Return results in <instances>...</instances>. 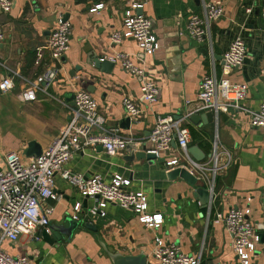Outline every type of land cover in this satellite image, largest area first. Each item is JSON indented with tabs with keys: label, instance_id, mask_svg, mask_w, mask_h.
I'll return each mask as SVG.
<instances>
[{
	"label": "crops",
	"instance_id": "obj_1",
	"mask_svg": "<svg viewBox=\"0 0 264 264\" xmlns=\"http://www.w3.org/2000/svg\"><path fill=\"white\" fill-rule=\"evenodd\" d=\"M131 1L12 0L10 11L0 9V30L4 34L0 81L11 76L14 84L8 91L0 90V167L11 151L25 163L36 157L24 154L30 142H34L35 152L47 147L68 121L66 105L81 89L96 99L105 127L131 135L135 151L147 150V137L156 117L178 118L193 110L201 78L211 73L221 75L222 55L236 37L243 39L247 51L243 63L229 77L248 86L242 105L257 108L264 103V0H145L142 11L151 19L159 42L153 55L142 54L132 39L119 44L110 41L111 33L121 28L124 10ZM100 2L101 8L89 11ZM207 2L220 3L223 15L211 24L209 38L197 41L185 32V25L189 14L201 15ZM64 14L71 24L66 59L56 67L57 75L47 92H42L32 88L31 82L46 69L49 53L44 46L58 17ZM39 50L43 57L36 63ZM116 52H126L142 65L143 77L130 74L117 62L110 73L94 67L95 59ZM142 80L158 86L157 98L150 104L140 103L138 121L122 128L120 121L127 117L122 99L129 96L138 101ZM184 124L190 132L189 146L196 145L205 155L203 159L211 152L215 131L231 153V163L215 178L214 197H209L208 205H201L199 197L192 195L194 187L181 177H169L175 167L166 166L163 158L179 151L176 143L167 155L153 162L145 158L126 161L125 149L108 155L102 143H95L75 150L65 167L83 179L99 175L108 181L115 174L129 179L131 190L147 196V211L162 214L160 227L145 226L132 209L117 203L107 204L106 214L98 217H90L85 205L79 214L83 223H78L70 238L62 234L58 240L49 230L52 241H48L45 231L38 228L14 242L5 241L3 248L13 255H26L33 263L113 264L102 241L123 254L142 251L147 264H152L154 238L160 237L184 252L200 253V264H238L221 217L231 207L248 206L256 230L259 234L264 231V127L251 126L248 114L236 109L220 111L212 122L194 123L188 117ZM96 133L92 130L90 135ZM203 187H207L205 182ZM54 192L42 204L43 209L52 208L49 225L63 223L81 199L78 189L59 174L55 175ZM87 202L91 205L93 200ZM85 223L96 230L84 228ZM250 264H264V251H259Z\"/></svg>",
	"mask_w": 264,
	"mask_h": 264
},
{
	"label": "built area",
	"instance_id": "obj_2",
	"mask_svg": "<svg viewBox=\"0 0 264 264\" xmlns=\"http://www.w3.org/2000/svg\"><path fill=\"white\" fill-rule=\"evenodd\" d=\"M145 0H132L124 10L121 28L110 35L112 44H119L124 39L136 42L140 52L153 55L159 48L157 36L152 28L151 19L140 13ZM103 3H95L89 11L101 8ZM12 0H0L1 11L8 12ZM250 11V9H247ZM223 15V6L218 2L203 3L202 14H189L185 32L197 41H203L210 36L211 24ZM264 16V14H263ZM71 24L68 20L58 17L56 26L50 31L44 48L48 50L49 58L46 69L31 82V87L47 92V86L55 79L58 69L55 61L69 48ZM4 34L0 30V44ZM246 46L240 37L234 38L222 55V71L220 76L214 73L204 75L198 85L197 103L193 110L182 117L173 115L157 116L147 137L148 152L156 158L167 155L173 142L179 151L173 156H166L165 165L184 167L207 185L209 197H214V181L217 174L231 163V153L219 140L215 131L212 138V149L206 159L195 160L188 151L190 132L184 124L192 114L211 111L217 117L220 111L228 109L242 110L248 114L249 124L264 127V103L257 108L242 105L247 95L248 86L244 81H234L229 75L239 67L246 56ZM43 55L39 50L35 62ZM119 63L120 67L130 74L143 77L144 68L134 62L126 52H116L112 56L100 57ZM23 78V77H22ZM14 86L12 77H4L0 81V90L5 92ZM158 86L150 80H142L138 101L132 97H124L122 104L129 117L130 124L138 121L142 109L140 103H153L158 95ZM70 111L68 121L61 127L54 139L41 153L28 163L22 161L16 152H8L4 157V165L0 167V264H42L33 263L26 255H13L3 248L5 241H16L20 235L34 234L38 228L49 231L48 214L52 208L44 209L42 204L53 197L55 175L59 174L65 181L75 186L81 199L72 206L71 218L83 223L80 217L83 211V199L93 200L86 204L85 210L90 217L104 216L109 203H117L132 209L138 221L150 228H158L163 222L160 212L147 211V196L142 191L130 189V180L119 174L106 181L99 175L87 179L65 167L75 150L87 145L102 143L108 155L125 149L127 143L134 142L131 135H122L104 125V119L98 112V103L92 94L85 90L74 93L72 103L66 105ZM92 130L97 133L90 135ZM209 204V203H208ZM251 210L246 207H231L221 217L226 232L231 237L232 248L237 256L238 264H250L256 257V251H264V242H260L259 232L250 218ZM38 239V236H34ZM152 264H200V253H187L175 244L165 243L160 237L154 238Z\"/></svg>",
	"mask_w": 264,
	"mask_h": 264
},
{
	"label": "water",
	"instance_id": "obj_3",
	"mask_svg": "<svg viewBox=\"0 0 264 264\" xmlns=\"http://www.w3.org/2000/svg\"><path fill=\"white\" fill-rule=\"evenodd\" d=\"M197 1V0H196ZM198 2V1H197ZM140 13H143L142 9L139 10ZM68 15L64 14L62 15L63 20H67ZM65 54L60 57V61H55V66L60 67V63L65 61ZM90 63V62H89ZM115 62L109 59H103L100 60L99 58L95 59L94 61V67L99 69L101 72L104 73H110ZM78 70H81V67L76 66L75 67ZM73 74V73H72ZM190 120L194 123H198L202 121L203 123L212 122L214 119V115L211 111H206L203 113H192L189 116ZM130 124L129 117H125L120 121V127L122 128H128ZM136 145L134 143H127L125 147L126 155L124 156V159L126 161H132V160H141V159H147L149 162H153L156 158L155 154L152 152H148L146 149L135 151ZM189 153L192 155V157L195 160H201L204 158V154L200 151V149L196 145H192L188 147ZM41 152L36 151L34 149V142H30L28 144V147L24 149L25 155H32L35 154L38 156ZM169 177H181L183 180L186 181V183L190 186H193L192 195L199 197L200 203L202 206H206L209 203V191L203 187L204 181L190 173L186 168L184 167H175L170 171L168 174ZM87 204V198L83 199V207ZM78 221L72 219L71 217H66L63 221V223L59 225H49V230L52 231V235L60 240L61 235H66V237L70 238L74 229L78 226ZM66 224V225H65ZM84 228H89L93 231H95V227L90 223H85L83 225ZM44 238L48 241H52L50 237L48 236V232L45 231ZM260 236V242H264V231L259 234ZM103 249L108 253L111 261L113 264H147V255L144 252H139L138 254L132 255V254H123L114 248L105 245L102 241H99ZM259 251H256V254H258Z\"/></svg>",
	"mask_w": 264,
	"mask_h": 264
},
{
	"label": "trees",
	"instance_id": "obj_4",
	"mask_svg": "<svg viewBox=\"0 0 264 264\" xmlns=\"http://www.w3.org/2000/svg\"><path fill=\"white\" fill-rule=\"evenodd\" d=\"M74 1L77 3H80V2H86L87 0H74ZM92 1L98 2V1H105V0H92Z\"/></svg>",
	"mask_w": 264,
	"mask_h": 264
}]
</instances>
